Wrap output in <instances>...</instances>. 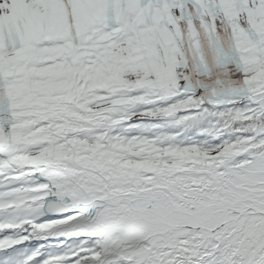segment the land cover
Returning a JSON list of instances; mask_svg holds the SVG:
<instances>
[{"label": "trees", "instance_id": "trees-1", "mask_svg": "<svg viewBox=\"0 0 264 264\" xmlns=\"http://www.w3.org/2000/svg\"><path fill=\"white\" fill-rule=\"evenodd\" d=\"M214 8L208 18L179 24L155 39L134 34L140 52L105 60V76L99 85L82 79L75 62L64 58L57 61L60 55L54 53L56 50L22 53L19 65L2 66L6 79L0 83V122L13 120L19 124L27 114L35 115L40 123L60 117L70 124L65 135L94 130L109 134L120 124L119 130L126 135H157L158 141L173 146L197 135L218 118L231 138H258L261 132L257 130L264 121L252 113L246 118L237 115V110L244 111V98L229 93L244 89L245 96L264 95V19L255 18L231 0H216ZM45 62L49 64L44 66ZM129 75L135 79L128 80ZM201 77L211 79L210 83L202 82ZM170 83H185L189 90L197 88L196 96L188 104L189 111H182V118L181 112L174 111L159 122L157 129L146 122H114L88 111L94 100L114 101L122 93L138 88L149 93ZM134 112L132 106L131 111L127 109L122 114Z\"/></svg>", "mask_w": 264, "mask_h": 264}, {"label": "snow or ice", "instance_id": "snow-or-ice-1", "mask_svg": "<svg viewBox=\"0 0 264 264\" xmlns=\"http://www.w3.org/2000/svg\"><path fill=\"white\" fill-rule=\"evenodd\" d=\"M229 94L242 96L244 111L264 121V95L245 96L244 89H233ZM257 131L264 133V124ZM257 139L264 143V135ZM213 150L217 153L214 159L181 172L166 165H134L157 172L150 179H138L134 190H115L126 180L118 172L107 181L103 176L95 181V199L77 209L86 218L74 225H88L87 235L96 239V247L86 250L90 258L85 262L110 264L104 258L113 246L129 247L145 241L140 255L150 264L158 240L178 237L183 243L166 244L169 264H264V187L259 192L254 187L257 182L264 185V152L237 151L230 140L214 145ZM13 163L14 159L5 163L0 158V173ZM101 163L92 162L93 166ZM18 191L0 176V217L16 214ZM20 227L19 223L3 222L0 232ZM28 239L0 240V252ZM97 256L99 261L94 259Z\"/></svg>", "mask_w": 264, "mask_h": 264}, {"label": "rangeland", "instance_id": "rangeland-1", "mask_svg": "<svg viewBox=\"0 0 264 264\" xmlns=\"http://www.w3.org/2000/svg\"><path fill=\"white\" fill-rule=\"evenodd\" d=\"M211 1L212 0H149V2H147V0H97L98 5H96L94 4L96 0H67L64 5L59 8H55L50 12H45L42 14L36 12L33 14L32 11L31 13L23 15L24 17L21 16V19H16V13L14 12L15 14H11V16H6L5 18L0 17V44H2L3 46V58L6 60L12 59V57L16 55L21 49L22 45H26L28 49L46 48L58 45L63 47L68 46L71 53L75 56L84 55L88 51V42L85 36L87 34H92L93 37H97L99 34L103 33L102 30L104 28H99V30H97V28L88 25L85 32L86 35H78L73 32H76L77 28L81 26V21L86 20L89 16L95 17L99 12H103L100 10H104L106 14L109 12L110 15L104 18H100V16L95 17L97 18L96 20L98 22H108V28H111L115 25L120 28L121 31L116 34V41H120L122 43V36L124 33L122 31V28L124 26L123 22H121V20L116 15L118 11L123 12L125 17L128 19L129 28L131 30L139 29L141 33L153 34L167 30L179 20H189L191 18H198L203 16L206 13L209 2L211 3ZM234 2L241 4L252 11L255 10L258 5H263L264 0H234ZM82 4H89L88 11L90 13H84L82 9H80V5ZM256 16H258L259 18H263L264 11L260 10L259 12H257ZM125 28L128 27L125 25ZM64 29H69L72 33L66 34L64 32ZM125 32L127 35H129L126 30ZM141 76H144V74H141ZM140 79L144 80L143 78ZM200 79L204 83H208L211 80L205 79V77H201ZM93 80L96 85L100 84V73L98 70L94 71ZM137 83L142 82L138 81ZM171 84L172 83H170L169 85ZM205 94L209 93L205 92ZM195 96L196 90L190 91L188 94V97L190 99L184 101V98H182V100H179L178 102L171 103L164 108L166 112L163 113L171 114L176 113L174 111H178L181 112L180 117L182 118L184 116L182 111H189L188 104H191V102H193ZM114 104H116V101L110 100L109 102L105 101L102 103L98 101L92 102L88 107V111L92 115H106L107 117L109 116L113 117L115 120H119L118 122H122L125 118L124 116L119 115L121 109L120 112H118L116 115H112L113 113H115V110L112 109H116L117 107V105L115 106ZM143 113L141 114V116H157L152 115L148 111H145ZM237 115L246 118L249 117L251 113L242 111V109H240L237 110ZM223 127H225V125L219 122L218 118H215L209 123L208 128L209 130L220 132V129ZM41 129L43 132L46 131L45 128ZM27 130H29L30 134L33 136V133L36 129L32 128ZM2 135L8 139L9 137H13L14 134L12 131V127H0V136ZM94 138H96L97 140H101L104 143V146H102L103 148L101 151L95 150L89 156L88 154H85L86 156H88L86 158L87 161H89L91 165H93V161L100 160L99 157H94L96 153L98 154L102 152L104 153V156L106 153L109 155L108 157V155L106 154L107 157L105 156L106 158L102 160L103 162L98 166H95L94 170H102L108 166L114 165L115 162L117 164L120 160L133 158L134 160L139 161V163L141 164L147 163L154 165H166L169 169H173L176 172H181L196 168L203 161L210 158H215V151L213 149H204L200 147L201 143L199 142H196L195 145L187 143L181 146H169L167 144L163 145L161 141H152L151 139H144L143 141H132L131 139L127 140L121 135H114L109 138H104L100 134L92 135L84 141L92 140ZM40 139L43 138H39V140ZM77 139L80 140L79 138ZM231 139L232 138H230L229 136L223 135V138H221L219 143L224 140L232 141ZM250 139L251 138H249V140ZM3 140L4 139H1V144ZM185 140L186 142H189L188 139ZM249 140L242 139L240 141H232V143L234 144L237 151L243 149L247 150V152H253L252 148L255 146V143ZM196 144L199 146H197ZM20 145L25 147L34 146L33 144H31L27 133H25L24 140L20 143ZM67 146L68 148L72 149L73 152L72 146ZM178 149L180 150L179 154H177ZM50 150H53V148H51ZM208 150H211L210 154H207ZM260 152H264V144ZM204 153H206L207 155H203ZM241 154L245 153L241 152ZM71 157V161L74 160L75 154H72ZM237 160H239V158H237ZM156 174L157 172L155 171V169L145 168L138 170L137 168H132L130 177L131 180L133 178V180H136L137 182L138 179H150ZM254 187L256 191L259 192L261 188L264 187V185H261L260 182H257Z\"/></svg>", "mask_w": 264, "mask_h": 264}, {"label": "bare ground", "instance_id": "bare-ground-1", "mask_svg": "<svg viewBox=\"0 0 264 264\" xmlns=\"http://www.w3.org/2000/svg\"><path fill=\"white\" fill-rule=\"evenodd\" d=\"M66 1L67 0H0V17L5 18L6 16H11V14L16 13L15 18L21 19L24 17L23 15L31 13L32 11L33 14L36 12L42 14L61 7ZM147 2H149V0H147ZM35 133V135L42 134L40 130H36ZM69 145L72 146L75 153L74 161L81 169L71 168L67 165L63 145H57L52 151L48 152L46 148H21L16 146L14 141H3V143L0 144V158H2L5 163H7L9 159H14L13 165L4 168L0 176H2L4 183L19 189L17 193L19 206L16 214L14 216L5 215L0 217V223L10 221L20 224L23 221H27L30 230L25 233L20 230L19 232L13 230L0 235V237L17 239L27 236L29 238H35L37 244H41L40 242L46 243L48 247L50 246L49 244L60 242L58 251H49V256L42 259L40 257L36 262H29V260L34 259V251L29 249L17 250L9 253L8 256L0 257V264H80L85 255L88 259L90 258V253L86 254L85 251V241L76 242L74 246H72L73 248L70 247L73 242L66 245L70 238L65 236L64 233L68 235V233L73 230L84 231L88 229L89 226L86 224L82 227H74V225H80L82 219L75 217V219H71L67 224L61 225L62 219L55 221L40 219V216L32 210V203L36 196L45 192V189H47V191L54 190L60 194H65V197H68L75 203L77 209L82 207L86 198L96 197L97 186L94 182L99 181L100 177L93 173L92 170L95 166L91 165L86 158L96 149L100 148L101 145L99 141L97 139L90 141L74 139L69 142ZM85 154H88V156ZM138 163V161L130 159L122 160L117 164L115 162L114 166H108L98 173L107 175V178H109V175H114L117 172L121 176H126V180L118 184L115 190L120 191L123 189L124 191H129L133 190L131 185H129L130 173H132V168H135L134 165ZM85 167L90 168L87 169L89 171L85 170ZM137 169L139 170V168ZM30 174L42 178L46 183L31 179ZM126 185L129 186L126 187ZM54 225H58V227H54ZM52 228H54V230H52ZM144 243L146 242L141 241L136 244L132 243L129 247L113 246L105 259L108 260L110 264H113L112 262L121 255V253L135 246V249L127 251V254L124 253L126 258H132L137 263L142 261L139 264H146L145 257L140 255L141 246ZM171 243H183V241L178 237L172 241L158 240L156 249L152 252L153 259L150 261V264H169V256L167 253L170 249L166 244ZM89 249H92V247ZM72 258L74 260H72ZM94 259L99 260L100 257H94Z\"/></svg>", "mask_w": 264, "mask_h": 264}, {"label": "water", "instance_id": "water-1", "mask_svg": "<svg viewBox=\"0 0 264 264\" xmlns=\"http://www.w3.org/2000/svg\"><path fill=\"white\" fill-rule=\"evenodd\" d=\"M33 179L35 181H40L42 183L43 182L46 183L45 180H43L42 178L35 176V175L33 176ZM44 191L45 192H42V194L36 196L34 202L32 203V210L40 216V219H45V220L47 219V220H54L55 221V220H58V218L63 217L62 219H64V220L62 223L65 225L66 223L70 222V220H68L70 217L75 218L77 216L85 214V213L79 212L77 210L75 203L72 202L68 197H65V194H60L59 192H55L54 190L47 191V189H45ZM73 205H75V207H73ZM65 213H67V215H65ZM22 221H23V219H22ZM54 227H58V225H54ZM15 230H17V232H19V230L24 231V233L30 231L28 228L27 221H23L20 229H15ZM52 230H54V228H52ZM55 230H57V229H55ZM6 231H9V230H5L3 232H0V235L6 234ZM10 231H13V230H10ZM70 232L78 233V234H74V235H69V234L67 235V237L70 239H68V243L66 245L73 242L70 245L71 248H73L72 246H74V244L76 242L79 243L82 240H85V243H84L86 245L85 251L87 249H89L90 247H92V248L96 247L95 237L87 235V230H84V231L73 230ZM6 239H8V238L3 237V236L0 237V240H6ZM28 240H25L21 244L14 245L13 247H10V248H8V250L2 251L3 254L1 257L8 256L9 253L17 251L19 249L20 250L32 249V247H34L35 244H37V241L34 238L32 240L31 239L29 241ZM91 240L94 241L93 244L90 242ZM139 242H141V241H139ZM139 242H134V243L136 244ZM130 245H132V243ZM24 247H25V249H23ZM35 247H38V248H35ZM35 247L33 248V250L35 252L34 253L35 254L34 259L29 260V262H32V261L36 262L39 260L40 257L42 259L46 256H49V253L52 250L51 249L52 247L47 248L48 247L47 245H42V246L36 245ZM131 249H135V246L128 248L127 250H125V252L121 253V255H123L125 257L126 256L125 254H127V251H129ZM121 255H119V256H121ZM85 256L82 258V261L80 264H84L85 260L88 259V257L86 256L87 258H85ZM123 256L119 257L120 258V259H118L119 264H139L142 262L141 261V262L137 263L134 259L126 258V257H125V259H123L124 258ZM127 256H129V255H127ZM72 260H74V259L72 258ZM72 264H74V263H72ZM85 264H87V262H85Z\"/></svg>", "mask_w": 264, "mask_h": 264}, {"label": "clouds", "instance_id": "clouds-1", "mask_svg": "<svg viewBox=\"0 0 264 264\" xmlns=\"http://www.w3.org/2000/svg\"><path fill=\"white\" fill-rule=\"evenodd\" d=\"M181 71H183V70H181ZM127 79L131 81V80H134V79H135V77H134V76H131V75H129V76L127 77Z\"/></svg>", "mask_w": 264, "mask_h": 264}]
</instances>
